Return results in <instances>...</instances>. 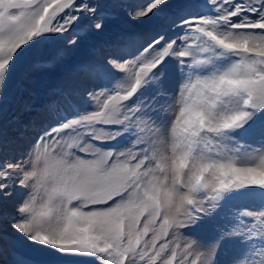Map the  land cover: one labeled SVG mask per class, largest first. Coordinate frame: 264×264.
Masks as SVG:
<instances>
[{
  "label": "snow or ice",
  "instance_id": "6c2138e0",
  "mask_svg": "<svg viewBox=\"0 0 264 264\" xmlns=\"http://www.w3.org/2000/svg\"><path fill=\"white\" fill-rule=\"evenodd\" d=\"M117 7L128 6L0 0V114L27 49L70 33L47 63L62 60ZM126 16L149 31L78 64L82 90L0 124V239L7 224L98 264H218L232 251L231 264H264V0H144ZM204 226L206 239L189 231Z\"/></svg>",
  "mask_w": 264,
  "mask_h": 264
},
{
  "label": "rangeland",
  "instance_id": "374dc122",
  "mask_svg": "<svg viewBox=\"0 0 264 264\" xmlns=\"http://www.w3.org/2000/svg\"><path fill=\"white\" fill-rule=\"evenodd\" d=\"M181 0H169L170 6H175ZM106 5H125L135 7L143 4L144 0H102ZM128 7H117L114 10L115 18L111 19L104 33L90 35L74 49L68 51L62 60L52 64L47 62L53 60L58 49L64 47L65 39L70 36L66 33L64 39L41 40L38 45L27 49L17 60L14 71L9 74L5 93L9 98L6 111L0 114V124L8 127V121L16 115L21 114L25 102L30 103L34 108L40 109L50 100L57 99L56 90L80 91L84 87L83 78L77 74L75 68L78 64L93 59L97 51L105 41L115 38L119 33L126 31L147 32L150 29L149 23H134L127 19ZM22 86V87H21ZM169 91L174 95L176 90L175 79L167 83ZM29 115H38L36 112L24 114L23 119L27 120ZM49 119L47 112L39 114L36 123L44 124ZM15 132L9 127V137L14 138ZM30 146V140H16L9 147L12 152L19 154ZM17 201L22 198L19 191L15 195ZM194 232L201 239L208 236V226L189 230ZM4 239H0V264H17L19 258H23L28 264H98L91 257L64 256L46 246L32 244L27 241H20L14 232L7 229ZM235 251L228 254H221L217 257L218 264H231L237 256Z\"/></svg>",
  "mask_w": 264,
  "mask_h": 264
},
{
  "label": "bare ground",
  "instance_id": "6f19581e",
  "mask_svg": "<svg viewBox=\"0 0 264 264\" xmlns=\"http://www.w3.org/2000/svg\"><path fill=\"white\" fill-rule=\"evenodd\" d=\"M16 195H17V194H16ZM16 203H18V201H17V198L14 196V197H13V200H12V205L14 206ZM12 210L14 211V208H13ZM4 227H5L6 229H9V228H10V225L5 224ZM10 232H12L11 228H10Z\"/></svg>",
  "mask_w": 264,
  "mask_h": 264
}]
</instances>
